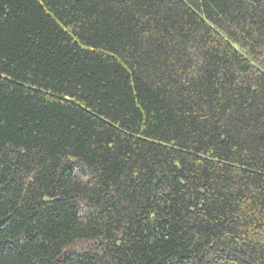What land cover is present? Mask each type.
I'll use <instances>...</instances> for the list:
<instances>
[{
	"label": "trees",
	"instance_id": "16d2710c",
	"mask_svg": "<svg viewBox=\"0 0 264 264\" xmlns=\"http://www.w3.org/2000/svg\"><path fill=\"white\" fill-rule=\"evenodd\" d=\"M0 264H264V0H0Z\"/></svg>",
	"mask_w": 264,
	"mask_h": 264
},
{
	"label": "water",
	"instance_id": "95a60500",
	"mask_svg": "<svg viewBox=\"0 0 264 264\" xmlns=\"http://www.w3.org/2000/svg\"><path fill=\"white\" fill-rule=\"evenodd\" d=\"M257 1H259V0H257Z\"/></svg>",
	"mask_w": 264,
	"mask_h": 264
}]
</instances>
